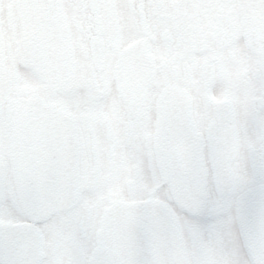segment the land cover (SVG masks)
<instances>
[{
  "label": "clouds",
  "instance_id": "1",
  "mask_svg": "<svg viewBox=\"0 0 264 264\" xmlns=\"http://www.w3.org/2000/svg\"><path fill=\"white\" fill-rule=\"evenodd\" d=\"M117 7L132 6L0 9V200L39 224H5L0 264H264V0H147L119 17ZM128 39L166 46L177 75L134 88L118 54ZM205 81L216 99L198 89ZM40 150L67 161L44 186L21 178V160ZM114 155L121 190L101 208L84 179Z\"/></svg>",
  "mask_w": 264,
  "mask_h": 264
},
{
  "label": "flooded vegetation",
  "instance_id": "2",
  "mask_svg": "<svg viewBox=\"0 0 264 264\" xmlns=\"http://www.w3.org/2000/svg\"><path fill=\"white\" fill-rule=\"evenodd\" d=\"M7 2L11 5H18L27 2V0H0V9L3 4ZM105 3L114 5H131V8H113L111 11L119 17L125 12H132L135 10V6L141 2H147V0H104ZM3 26V15L0 12V28ZM144 45L139 40L128 39L125 40L119 47L118 54L121 59L128 63V71L132 81V85L136 89H140L155 79L171 78L177 75L178 69L173 59V53L166 46L153 45L149 49V52L143 51ZM150 53V54H149ZM138 56V58H137ZM18 68V80L22 91H30L33 88L32 83L26 79L25 74L28 69L24 64L17 65ZM198 89H208L212 91V99H216L215 85L211 81H205L199 84ZM131 103H136V97L129 95ZM3 92L2 81H0V157L5 152V141L3 133ZM120 159L114 155L110 158L103 156L99 157L94 162V167L91 175L85 177L84 184H91L96 189L97 202L101 208L105 207L104 202H116L118 199V193L121 190V169ZM25 165L23 159L21 160V171H24ZM87 187L85 191H87ZM10 210L5 207L2 200H0V240L3 238L5 224H12L15 226L25 227H38L39 224H34L32 220L26 218L16 219L9 214ZM80 248L86 249L89 245L88 236L82 235L77 241ZM56 261H62L64 256L57 252L51 257ZM48 259V257H45Z\"/></svg>",
  "mask_w": 264,
  "mask_h": 264
},
{
  "label": "water",
  "instance_id": "3",
  "mask_svg": "<svg viewBox=\"0 0 264 264\" xmlns=\"http://www.w3.org/2000/svg\"><path fill=\"white\" fill-rule=\"evenodd\" d=\"M255 39L259 42V33H257ZM26 161L29 164L28 171L22 172L21 178L30 179L40 186H44L49 179L56 178L67 163V161L57 162L55 159H51L44 150L38 151L34 159Z\"/></svg>",
  "mask_w": 264,
  "mask_h": 264
},
{
  "label": "snow or ice",
  "instance_id": "4",
  "mask_svg": "<svg viewBox=\"0 0 264 264\" xmlns=\"http://www.w3.org/2000/svg\"><path fill=\"white\" fill-rule=\"evenodd\" d=\"M186 178H187V174H186Z\"/></svg>",
  "mask_w": 264,
  "mask_h": 264
}]
</instances>
